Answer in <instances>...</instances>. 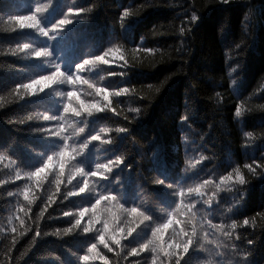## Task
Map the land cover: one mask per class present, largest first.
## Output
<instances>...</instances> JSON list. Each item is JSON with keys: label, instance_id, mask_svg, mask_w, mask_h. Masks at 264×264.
<instances>
[{"label": "clouds", "instance_id": "9594fccd", "mask_svg": "<svg viewBox=\"0 0 264 264\" xmlns=\"http://www.w3.org/2000/svg\"><path fill=\"white\" fill-rule=\"evenodd\" d=\"M157 3L121 8L109 25L121 37L65 67L31 34L54 42L88 25L99 0H64L62 9L57 0H30L24 11L0 0V34L20 35L0 40V73L25 74L0 88V125L11 130L0 139V264H66L45 245L67 238L85 241L79 253L61 246L75 264H264V208L247 212L252 185L264 180V71L248 85L264 0H190L178 28L153 24L126 40L129 22ZM233 4L243 8L238 32L225 18L216 33L223 71L201 61L194 68L203 13ZM169 35L176 44L152 43ZM162 66L170 70L156 79L124 82ZM178 77L177 137L165 147L155 135L143 140L134 129ZM253 117L259 126L249 128ZM257 149L258 159H243ZM165 152L178 159L162 172ZM56 220L66 222L50 226Z\"/></svg>", "mask_w": 264, "mask_h": 264}, {"label": "trees", "instance_id": "16d2710c", "mask_svg": "<svg viewBox=\"0 0 264 264\" xmlns=\"http://www.w3.org/2000/svg\"><path fill=\"white\" fill-rule=\"evenodd\" d=\"M82 4L91 3L92 0H81ZM100 9L96 13L93 21L88 25L78 26L74 31H70L64 37L57 39L54 42L48 41L46 37L36 36L31 34L33 42L40 46L51 44L53 50L64 61L65 67H70L75 60L79 59L85 49L96 51L102 49L110 39L120 38L121 33L118 28H110V22H115L120 9L124 7H133L143 3L144 0H99ZM199 2V0H198ZM64 0H57L58 8H63ZM190 0H183L182 6H171L170 0H158L157 6H154L144 14L141 20H133L129 22L128 28L125 30L123 37L130 43H135L151 25L153 24H168L172 23L176 28L179 27L181 21L187 15L185 8L188 7ZM30 0H16V9L19 11L28 10ZM243 8L239 4L220 5L209 8L203 13L202 22L196 33L194 42L195 55L193 58V67H199L196 62H206L216 71H223L222 61L220 59L221 45L217 41L216 33L218 26L227 18L230 21L233 35H236L239 29V24L242 16ZM20 35L13 33L9 35L0 34V40L12 41L19 39ZM176 44V37L169 35L159 41L152 43ZM12 58H9L11 61ZM183 62V58H178L176 64L171 68L177 67ZM35 62L27 65L32 69ZM43 70V69H41ZM119 71V69H113ZM169 66H162L157 73L145 74L141 72H132L127 83L140 84L143 82L156 79L160 72L169 71ZM264 71V36L261 37V42L255 46V51L250 52L248 56V85L249 87L255 84L258 74ZM24 73L12 71L0 73V88L6 87L9 84L15 83L18 79L24 78ZM119 80V77L115 78ZM123 83V82H122ZM185 81L183 78H176L172 86L160 98L156 105L151 110V115L138 125L134 131L145 141H148L151 136L155 135V143L162 147L168 146L177 137L176 118L179 115V105L181 102L182 89ZM201 96L207 95L205 89H201ZM45 106L52 107L53 101H45ZM40 106V105H38ZM11 111V110H10ZM259 117H253L248 121V127H258ZM11 135V130L3 125H0V139H5ZM233 138L238 140V134L233 131ZM27 138V137H25ZM33 142H39V137L32 138ZM237 156H240L237 151ZM259 149L249 151L243 159H258ZM174 159L170 153H164V161L162 162L161 171L167 172ZM264 208V180L257 181L252 185L248 199L247 212L251 213ZM66 221L56 220L50 222L55 225H63ZM85 241L83 239L67 238L64 241H50L46 243V247L61 252L66 264H75V259L67 252L63 251L62 245H66L73 251L82 252Z\"/></svg>", "mask_w": 264, "mask_h": 264}, {"label": "snow or ice", "instance_id": "6c2138e0", "mask_svg": "<svg viewBox=\"0 0 264 264\" xmlns=\"http://www.w3.org/2000/svg\"><path fill=\"white\" fill-rule=\"evenodd\" d=\"M50 79V78H49ZM40 83H43V82H40ZM85 259H87V257H85Z\"/></svg>", "mask_w": 264, "mask_h": 264}]
</instances>
